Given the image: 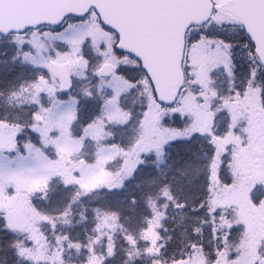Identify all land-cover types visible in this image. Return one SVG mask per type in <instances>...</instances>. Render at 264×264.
<instances>
[{
	"label": "snow or ice",
	"instance_id": "snow-or-ice-1",
	"mask_svg": "<svg viewBox=\"0 0 264 264\" xmlns=\"http://www.w3.org/2000/svg\"><path fill=\"white\" fill-rule=\"evenodd\" d=\"M0 264H264V0H0Z\"/></svg>",
	"mask_w": 264,
	"mask_h": 264
}]
</instances>
